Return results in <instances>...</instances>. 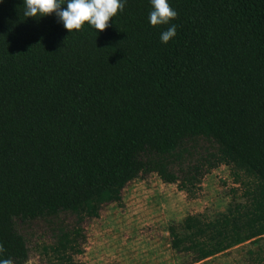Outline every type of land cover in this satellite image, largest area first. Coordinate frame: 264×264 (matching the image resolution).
Returning <instances> with one entry per match:
<instances>
[{"label":"trees","instance_id":"1","mask_svg":"<svg viewBox=\"0 0 264 264\" xmlns=\"http://www.w3.org/2000/svg\"><path fill=\"white\" fill-rule=\"evenodd\" d=\"M170 4L165 44L149 0L70 33L0 0V257L28 263L33 223L54 238L52 264H81L83 224L130 184L156 175L195 195L220 166L242 199L172 225V249L200 264L264 240V0ZM248 254L264 264L261 245Z\"/></svg>","mask_w":264,"mask_h":264},{"label":"rangeland","instance_id":"2","mask_svg":"<svg viewBox=\"0 0 264 264\" xmlns=\"http://www.w3.org/2000/svg\"><path fill=\"white\" fill-rule=\"evenodd\" d=\"M232 191L242 199L241 182L226 166L206 175L195 195L164 184L156 175L136 180L123 191L120 203L106 206L98 219L83 224L82 253L74 259L81 264H189L187 257L172 249L170 227L188 216L214 218L225 213L234 201ZM24 231L30 249L27 264L56 262L45 251L55 244L45 225L31 223ZM260 245L264 247V240L200 264H249L248 252L257 251Z\"/></svg>","mask_w":264,"mask_h":264},{"label":"clouds","instance_id":"3","mask_svg":"<svg viewBox=\"0 0 264 264\" xmlns=\"http://www.w3.org/2000/svg\"><path fill=\"white\" fill-rule=\"evenodd\" d=\"M151 11L148 22L151 26L169 25L160 34V41L167 43L176 35V25L169 24L177 16V11L170 0H149ZM126 0H23L25 17L42 18L55 14L58 22L69 33L79 31L83 25L93 27L102 32L118 11L124 10ZM4 251L0 246V253ZM0 264H13L11 258L0 257Z\"/></svg>","mask_w":264,"mask_h":264}]
</instances>
